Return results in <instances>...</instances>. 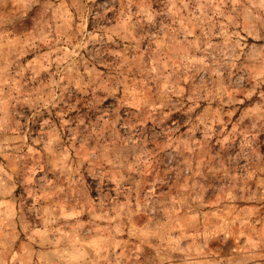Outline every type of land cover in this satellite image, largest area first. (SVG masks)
I'll return each instance as SVG.
<instances>
[{
  "label": "rangeland",
  "instance_id": "rangeland-1",
  "mask_svg": "<svg viewBox=\"0 0 264 264\" xmlns=\"http://www.w3.org/2000/svg\"><path fill=\"white\" fill-rule=\"evenodd\" d=\"M0 264H264V0H0Z\"/></svg>",
  "mask_w": 264,
  "mask_h": 264
}]
</instances>
